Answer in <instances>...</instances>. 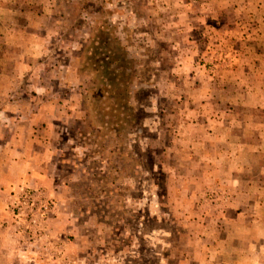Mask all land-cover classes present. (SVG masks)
I'll use <instances>...</instances> for the list:
<instances>
[{
	"label": "rangeland",
	"instance_id": "374dc122",
	"mask_svg": "<svg viewBox=\"0 0 264 264\" xmlns=\"http://www.w3.org/2000/svg\"><path fill=\"white\" fill-rule=\"evenodd\" d=\"M0 142V264H264V0H0Z\"/></svg>",
	"mask_w": 264,
	"mask_h": 264
},
{
	"label": "crops",
	"instance_id": "0c3cea01",
	"mask_svg": "<svg viewBox=\"0 0 264 264\" xmlns=\"http://www.w3.org/2000/svg\"><path fill=\"white\" fill-rule=\"evenodd\" d=\"M4 151V148L0 147V211L2 212L6 210L10 195L16 189L25 186L39 188L41 184L43 185L46 184L47 181H52L45 176L46 174H42L44 172L42 164H40L35 157L32 156V158L26 160L20 159L19 161H11L5 158ZM37 158L39 157L37 156ZM27 161L32 164L36 162L33 166V168L36 169L35 171H31L32 166H30ZM11 241L17 242L18 240ZM10 250L11 251H9L6 256H16L18 251L11 248Z\"/></svg>",
	"mask_w": 264,
	"mask_h": 264
}]
</instances>
